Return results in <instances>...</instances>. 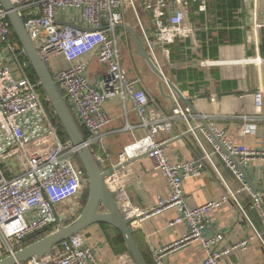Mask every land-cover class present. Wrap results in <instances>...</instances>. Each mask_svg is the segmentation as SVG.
I'll use <instances>...</instances> for the list:
<instances>
[{
	"label": "built area",
	"instance_id": "1",
	"mask_svg": "<svg viewBox=\"0 0 264 264\" xmlns=\"http://www.w3.org/2000/svg\"><path fill=\"white\" fill-rule=\"evenodd\" d=\"M10 1L77 126L86 132L85 144L90 151L111 123L105 103L113 98L132 102L139 118V124L132 128L142 129L145 136L119 156V163L113 167L106 185L125 219L136 223L175 209L178 215L170 226L186 224L188 227L180 241L155 251V264H163L167 252L191 243H198L206 252L204 264H222L225 256L247 249L256 239L264 248V235L259 232L232 247L223 246L222 234L204 235L212 212L229 202L238 203L236 194L229 191L198 207L188 203L184 184L200 176L205 164L200 160L170 162L164 149L168 140H160L159 135L172 128L174 117L163 118L151 111L150 98L140 87L139 79L122 66V52L113 33L123 24L124 0ZM136 2H140L151 17L154 35L153 41L148 40L150 51L156 46H170L179 39L191 37L193 28L189 22L193 7L199 13L208 11V0H129L134 10ZM63 23H74L79 28ZM95 52L107 71L102 90L91 82L88 65L82 61L83 57ZM61 57L68 66L54 65V60ZM259 62L264 63V59ZM31 70L25 51L14 37L8 12L0 1V261L15 255L26 243L32 244L44 238L42 235L63 228L57 207L66 200L81 197L89 186L80 168L77 148L69 140H63L62 126L48 107L50 103L41 92L40 81L32 79ZM253 97L256 107L263 109L264 87L258 88ZM175 116L180 113L176 112ZM211 129L229 154L208 136L216 153L243 183L242 189L249 190L231 156L237 157L243 167L250 159L264 156V152L236 145L226 132L215 127ZM140 155L149 157L155 169L164 175L170 190L168 199L160 200L150 209L135 206L127 195L133 179L132 161ZM94 159L98 167L105 162L101 157ZM206 160L212 162L209 155ZM253 198V206L264 221L262 198L259 194ZM95 263L93 249L85 244L81 234H77L56 246L49 256L33 258L23 264Z\"/></svg>",
	"mask_w": 264,
	"mask_h": 264
},
{
	"label": "crops",
	"instance_id": "2",
	"mask_svg": "<svg viewBox=\"0 0 264 264\" xmlns=\"http://www.w3.org/2000/svg\"><path fill=\"white\" fill-rule=\"evenodd\" d=\"M122 14V25L146 39L144 47L158 68L199 113L195 115L151 71L139 54L134 37L127 30L117 28L113 35L122 52V66L132 77L139 79L140 87L150 98L149 109L163 118L174 117L172 128L159 135L160 140H168L164 149L170 162L204 161L203 173L184 184L188 203L198 207L229 191L236 194L238 203L229 202L212 212L204 235L222 234L224 247H232L256 232L264 235V221L253 206V197L259 194L264 208V156L252 158L243 165L248 179L244 182L250 187L243 190V183L216 153L206 130L200 129L184 137L199 128L204 120L211 128L226 132L236 145L264 152V108H257L253 97L258 88L264 87V63L259 62L264 59V0L247 3L243 0H208L206 13H199L195 7L191 9V37L179 39L170 46H156L153 51L146 38L152 37L153 41V25L141 3L136 2L134 10L129 0H124ZM82 61L88 65L91 82L102 90L107 71L99 62L98 54H88ZM53 63L58 67L68 66L62 57ZM105 110L111 123L91 148L94 157L105 161L99 166L102 172L112 171L124 150L145 136L142 129L132 128L139 124V118L130 100L109 99ZM176 112L180 116H175ZM84 133L83 137L87 135ZM207 155L212 162L206 160ZM80 168L86 174L81 164ZM131 169L133 179L127 195L132 204L150 209L160 200L168 199L167 180L147 155L136 157ZM88 197L89 186L81 197L66 200L57 207L63 219L62 227L72 224L82 214ZM177 215L175 209H169L131 225L134 239L148 264H155L156 250L180 241L188 231L186 224L170 226ZM81 235L85 244L93 249L95 264H135L122 234L115 227L96 224ZM206 256L198 243H191L167 252L163 264H204ZM222 264H264V248L256 239L247 249L225 256Z\"/></svg>",
	"mask_w": 264,
	"mask_h": 264
},
{
	"label": "water",
	"instance_id": "3",
	"mask_svg": "<svg viewBox=\"0 0 264 264\" xmlns=\"http://www.w3.org/2000/svg\"><path fill=\"white\" fill-rule=\"evenodd\" d=\"M5 11L8 12V19L11 23L14 37L18 41V46L22 48L34 70L41 88L47 97L56 117L58 118L66 137L71 144L77 148V156L83 169L89 179V197L87 204L82 214L70 225L61 228L60 230L51 233L44 238L26 246L18 251L15 255L9 256L0 261V264H23L30 259H42L49 256L54 248L69 238L81 234L87 228L96 224H108L115 227L123 236L135 264H148L143 253L139 249L134 236L131 224L133 220L125 219L112 194L110 193L106 179L111 171L102 172L97 165L93 154L85 144V139L77 126L71 112L69 111L61 93L59 92L56 83L53 81L48 68L42 62L38 50L30 39L27 30L25 29L22 19L13 11V6L10 0H0ZM64 26L79 28L74 23H63ZM117 28L127 30L136 40L139 47V54L144 58L151 71L165 82L177 95V97L185 103V105L195 114L199 115L192 103L186 99L181 91L169 81L163 72L158 68L150 53L145 49V38L139 37L136 32L126 27L119 25ZM152 37H148L151 40ZM206 130L214 139L216 144L226 153L228 151L222 145V142L213 133L209 124L202 120V125L199 128L189 131L184 137H187L198 130ZM233 162L243 173L244 179H247L243 167L238 163L237 157L231 156ZM249 184V183H248ZM257 192V191H256Z\"/></svg>",
	"mask_w": 264,
	"mask_h": 264
},
{
	"label": "trees",
	"instance_id": "4",
	"mask_svg": "<svg viewBox=\"0 0 264 264\" xmlns=\"http://www.w3.org/2000/svg\"><path fill=\"white\" fill-rule=\"evenodd\" d=\"M31 77H32V79L34 81H38V78H37V76H36V74H35V72H34L33 69L31 70ZM41 92H42V94H44V92H43L42 89H41ZM48 107L51 110V112L54 113L53 110H52V108H51V106H50V104H48ZM55 120L57 121V123H59V125H61L60 122H59V120H58V118L55 117ZM80 131L82 132L83 135H85L84 131H82V130H80ZM60 134H61V136H62V138H63L64 141L68 140V138L66 137V134L64 133V130L62 128L60 130ZM47 234L42 235L41 238L42 237H45ZM31 243H33V241ZM29 244H30V242L29 243H26L25 246H28Z\"/></svg>",
	"mask_w": 264,
	"mask_h": 264
}]
</instances>
